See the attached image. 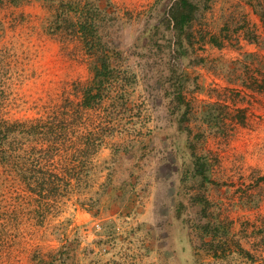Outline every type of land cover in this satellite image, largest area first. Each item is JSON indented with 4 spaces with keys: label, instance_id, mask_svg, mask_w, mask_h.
I'll return each instance as SVG.
<instances>
[{
    "label": "rangeland",
    "instance_id": "rangeland-1",
    "mask_svg": "<svg viewBox=\"0 0 264 264\" xmlns=\"http://www.w3.org/2000/svg\"><path fill=\"white\" fill-rule=\"evenodd\" d=\"M68 1L0 0V125L20 161L0 165V264H264V0L209 1L177 67L155 44L174 36L162 20L175 0H101L112 12L101 37L129 75L128 119L108 117L116 88L81 106L93 75L65 28ZM176 85L188 119L173 113ZM24 168L72 192L37 197ZM208 221L217 241L227 234L218 253Z\"/></svg>",
    "mask_w": 264,
    "mask_h": 264
},
{
    "label": "trees",
    "instance_id": "trees-1",
    "mask_svg": "<svg viewBox=\"0 0 264 264\" xmlns=\"http://www.w3.org/2000/svg\"><path fill=\"white\" fill-rule=\"evenodd\" d=\"M211 0H175L174 4L170 8V11L162 22L168 26V30L174 32L173 37H163V40H166L165 43H160L162 39H159L155 42L156 46L162 50V52L169 53L172 56L169 65L173 67L179 66V60H183L189 54V47H194V42L196 40L193 25L198 18L199 12L209 4ZM258 7H255V10L260 14L261 19L264 23V5L261 1L257 4ZM66 9L64 10L63 15H65L64 23L65 28L73 33H77L82 40V43L88 54V65L92 71L91 81L85 85L82 89V102L81 106L83 109H94L99 108L105 102L108 94L115 92L112 89L116 88L114 104L109 106L108 117L110 119H128L130 114H132L133 109L130 105L128 88H130V83L128 79V74L121 65L117 63V57L120 56L117 50L109 47V44L102 39V30L107 21L108 12L106 8L103 7L101 0H87V1H78L70 0L65 4ZM111 19H108V21ZM159 27L154 28L158 30ZM158 32H156L157 34ZM145 34H149L153 39L155 37L154 31H146ZM211 43H214L218 46H222V43L216 39V37H211ZM165 44V45H164ZM176 71L171 73L170 78L175 77ZM181 85V83H180ZM177 86V85H176ZM174 87V93L172 100L176 104L174 107L178 116L182 118H189V115L192 114V106L187 101L186 95L184 94L183 88L177 86ZM260 88L264 91V79L260 85ZM79 113V112H78ZM68 121L67 119H64ZM63 119L58 121V124H53L47 135L54 137L56 130L62 129L60 124ZM2 125H0V165L2 164L5 168L14 171L19 168L20 161L19 156H17V150L14 149L10 137L4 130H1ZM36 129H39V126H33L29 128V133L34 134ZM49 134V135H48ZM58 138L54 139L55 141ZM95 147H99L95 142ZM48 156L53 155L52 145L49 146L47 152ZM14 168V169H13ZM36 170L26 169L23 170V182L26 184V188L31 194L35 196L45 195L47 199H50L52 196L56 197L60 193H70L72 190L69 188H64L58 184L51 183L46 176L39 177L36 175ZM205 164L201 163L197 169V173L200 176H205L206 181L209 180L206 177ZM39 180V182H37ZM37 182V183H36ZM54 184V185H53ZM34 192V193H33ZM55 193V195H54ZM204 202L205 206L208 205L206 201ZM206 202V203H205ZM210 221L203 223L201 229L206 233L203 237L212 236L213 240L209 244L215 246L213 248L216 253L220 248H224V244L227 241V234L225 232L221 236V240L217 241L216 234L212 235L210 231ZM41 264H52L51 261L43 259Z\"/></svg>",
    "mask_w": 264,
    "mask_h": 264
}]
</instances>
